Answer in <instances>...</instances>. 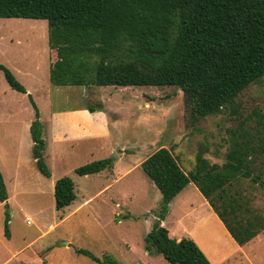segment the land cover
Here are the masks:
<instances>
[{"label": "rangeland", "instance_id": "obj_1", "mask_svg": "<svg viewBox=\"0 0 264 264\" xmlns=\"http://www.w3.org/2000/svg\"><path fill=\"white\" fill-rule=\"evenodd\" d=\"M47 29L44 19L0 18V64L26 87V93L11 88L0 69V173L8 196L0 201V264H96L77 250L123 264H170L145 247L162 211V195L140 163L160 147L186 172L200 150L210 162L223 163L230 132L253 110L264 113V76L220 112L187 125L182 92L174 86L51 84L56 52ZM29 95L43 125L50 177L32 157L35 108ZM104 158L111 159L110 168L75 172ZM62 176L73 180L76 198L58 210L54 185ZM235 189L264 213V188L244 179ZM162 223L177 240L202 242L197 244L211 264H264V230L235 248L220 235L221 220L192 182L169 202ZM214 235L231 254L223 261L213 254Z\"/></svg>", "mask_w": 264, "mask_h": 264}, {"label": "trees", "instance_id": "obj_2", "mask_svg": "<svg viewBox=\"0 0 264 264\" xmlns=\"http://www.w3.org/2000/svg\"><path fill=\"white\" fill-rule=\"evenodd\" d=\"M9 17L46 20L48 45L56 52L49 68L51 84L174 86L182 92L187 125L220 112L264 76V0H0V18ZM0 69L11 88L26 93L8 67L0 64ZM29 97L35 108L32 157L50 177L43 156V125ZM246 118L230 132L221 164L210 162L200 150L194 167L186 172L166 147L140 163L162 195L159 219L145 236L149 252L160 253L170 264H211L193 239L177 240L162 223L169 202L190 182L237 244L264 230V213L235 189L244 179L264 188V113L255 109ZM110 163V158L94 160L75 172L97 173ZM7 198L0 173V201ZM75 198L73 180L58 178L56 209H64ZM77 251L96 264H123L110 256Z\"/></svg>", "mask_w": 264, "mask_h": 264}, {"label": "crops", "instance_id": "obj_3", "mask_svg": "<svg viewBox=\"0 0 264 264\" xmlns=\"http://www.w3.org/2000/svg\"><path fill=\"white\" fill-rule=\"evenodd\" d=\"M26 88V87H25ZM163 224H165V223H163ZM223 223H222V221H221V223H216V226H217V228L220 230V235H222L223 236V238H224V240H229L228 242H230L231 244H234V243H232V242H235L236 243V241H234V239L231 237V235L229 234V232L227 231V229L225 228V226H221ZM169 233H170V229H169ZM228 234V235H227ZM173 237V236H172ZM218 237V236H217ZM216 237V235H214V238H213V245L215 246V248H214V253L213 254H217V255H220V257H219V261H223V260H225V259H227L228 258V256H230L231 254H230V252H228L227 253V248H228V246H226V245H224L223 244V242H222V240H218V238ZM256 237V236H255ZM254 237V238H255ZM253 238V239H254ZM176 239H178V238H176ZM195 239V238H194ZM233 239V240H232ZM218 240V241H217ZM252 240V239H251ZM250 240V241H251ZM249 242V241H248ZM247 242V243H248ZM198 243V242H197ZM199 245H200V247H201V245H202V242H199L198 243ZM237 244V243H236ZM246 244V243H245ZM198 245V246H199ZM244 245V244H243ZM232 246H236L235 248H239L238 246H239V244H237V245H232ZM207 249H209V248H207ZM206 249V250H207Z\"/></svg>", "mask_w": 264, "mask_h": 264}]
</instances>
